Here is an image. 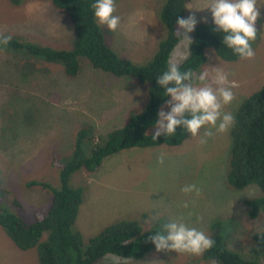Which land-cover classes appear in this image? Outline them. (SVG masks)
Returning <instances> with one entry per match:
<instances>
[{"label": "rangeland", "instance_id": "obj_1", "mask_svg": "<svg viewBox=\"0 0 264 264\" xmlns=\"http://www.w3.org/2000/svg\"><path fill=\"white\" fill-rule=\"evenodd\" d=\"M167 2H102L97 13L99 24L104 25V10L112 15L107 45L121 58L139 66L148 65L161 42L168 38L162 19ZM245 14L261 17L260 40L250 36L248 54L236 63L223 61L213 49H207V64L184 90L173 94L149 134L164 132L188 106L208 109L209 118L200 129L181 146L129 149L105 159L95 173L80 170L72 176L71 187L83 190L84 195L74 230L82 233L86 247L106 227L137 221L144 230L162 234L164 244L172 246L171 251L179 249V255L159 254L149 263L108 255L98 264H217L201 257L211 242L209 237L203 243L209 226L219 213H223L221 221L228 220L229 226L232 223L225 232L224 245L240 255L250 253L253 235L264 230V216L250 220L244 205L245 199L258 196L260 191H255L253 185L242 191L230 189L228 159L220 178L225 192L216 187L211 202L203 183L201 193H194L199 187L198 167L193 178L174 177L175 172H186L194 156L201 159L207 154H220L223 146L226 151L230 148L239 107L264 84V0H193L186 6L180 26L183 40L169 62L172 71L189 57L199 23L234 24ZM12 40L72 50L75 29L67 12L51 0H21L20 6L12 0H0V205L2 211L33 225L35 211L45 215L53 191L61 188L60 166L72 160L78 132L87 131L85 143L90 146L105 140L109 133L124 127L132 113L145 111L150 85L96 70L86 57L79 58L77 77L67 76L62 63L35 59L39 65L32 78L28 73L33 70L22 64L26 53L4 46ZM28 77L32 79L30 84L25 83ZM30 182L45 184L48 189L30 186ZM16 200L22 206L16 205ZM48 235L45 232L42 241ZM195 251V257L189 255ZM259 263L264 264V258ZM0 264L40 263L36 249L19 250L0 226Z\"/></svg>", "mask_w": 264, "mask_h": 264}, {"label": "trees", "instance_id": "obj_2", "mask_svg": "<svg viewBox=\"0 0 264 264\" xmlns=\"http://www.w3.org/2000/svg\"><path fill=\"white\" fill-rule=\"evenodd\" d=\"M104 1L106 0H51L57 8L67 12L74 25L75 42L72 50H56L18 40L4 43L9 50L26 53L22 64L33 70V73H28L32 78L39 65L35 59L42 58L52 64L62 63L67 76L77 77L81 69L79 58L86 57L96 70L116 77H130L139 84L150 85L149 103L145 111L140 114L132 113L125 126L109 133L105 140H97L90 146L85 143L87 131L81 129L78 132L79 140L75 143L72 160L63 164V167L60 166L61 188L53 191L51 206L45 215L35 211L33 225L2 211L0 205V226L19 250L27 252L36 249L40 264H98L108 255L134 258L140 262L150 260L146 255L160 247L163 238L157 230H144L137 221H121L106 227L86 247L82 233L74 230L84 203L83 190L71 187V178L80 170L95 173L105 159L129 149L181 146L207 121L209 111L202 106H188L164 132L149 134L160 121L161 109L177 90H184L194 80L196 72L207 63V49H213L223 61L239 62L249 52V37L259 40L263 29L261 17L255 14H245L234 24L201 22L194 30L189 57L172 71L169 65L171 56L183 40L181 21L186 6L193 0H168L162 10L168 38L161 42L152 62L139 66L129 59L121 58L107 45V37L112 34L108 27L111 12L103 11L104 25H100L97 20L99 7ZM12 2L15 6L21 4V0ZM30 77L26 79V84L32 82ZM231 138L232 143L227 151L223 146L220 154H207L201 159L194 156L186 172H175L174 177L177 180H182L177 175L184 176V179L193 178L198 167L196 172L199 187L194 193H201L203 183L211 202L216 187L225 192L220 178L224 161L228 159V187L234 191H242L253 185L255 191H260L258 196L244 201L249 219L255 221L264 216V84L239 107ZM29 185L48 189L47 185L37 182H30ZM15 204L22 206L18 200ZM222 215L223 213H219L213 225L209 226L203 243L209 237L211 242L204 248L201 258L217 264H260L259 260L264 258V230H258L253 235L254 247L249 249V254L242 253L246 259L225 247V232L228 233L232 223L229 226L226 224L228 220L221 221ZM45 232L49 235L42 241ZM205 233L206 231L203 232L204 237ZM196 252L189 255L195 257Z\"/></svg>", "mask_w": 264, "mask_h": 264}, {"label": "clouds", "instance_id": "obj_3", "mask_svg": "<svg viewBox=\"0 0 264 264\" xmlns=\"http://www.w3.org/2000/svg\"><path fill=\"white\" fill-rule=\"evenodd\" d=\"M259 40H260V39H259ZM259 40H258V41H259ZM181 42H182V41H181ZM181 42H180V43H181ZM180 43H179V44H180ZM206 56H207V50H206ZM221 60H222V59H221ZM207 62H208V57H207ZM206 64H207V63H206ZM206 64H205V65H206ZM205 65H204V66H205ZM202 67H203V66H202ZM202 67H201V68H202ZM201 68H200V69H201ZM200 69H199V70H200ZM199 70H198V71H199ZM198 71H197V72H198ZM103 72H104V71H103ZM197 72H196V73H197ZM195 75H196V74H195ZM194 78H195V77H194ZM188 84H189V83H188ZM188 84H187V85H188ZM207 110H208V109H207ZM207 120H208V119H207ZM150 230H151V229H150ZM161 235H162V234H161ZM162 238H163V236H162ZM163 244H164V239H163V243H162V245H161L160 247H158L157 249L153 250L154 254H152V255L149 257L150 260H152L153 256H154V257H155V256H159V254H164V255L171 254V256L179 255V249H178V248L173 249V250L171 251L170 249H171L172 246L170 245V243H166V242H165V244H164L165 246H163ZM162 246H163V247H162ZM161 247H162V248H161ZM120 258H122V257H120ZM122 259H133V260H135L134 258H122ZM150 260H149V262H150ZM136 261H137V260H136ZM145 262L149 263L148 261H145Z\"/></svg>", "mask_w": 264, "mask_h": 264}]
</instances>
